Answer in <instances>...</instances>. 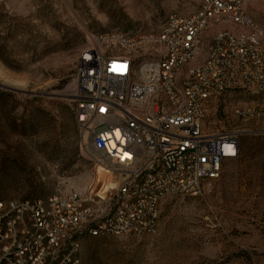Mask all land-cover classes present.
I'll return each mask as SVG.
<instances>
[{"label": "built area", "instance_id": "1", "mask_svg": "<svg viewBox=\"0 0 264 264\" xmlns=\"http://www.w3.org/2000/svg\"><path fill=\"white\" fill-rule=\"evenodd\" d=\"M247 0H202L190 13L172 10L148 36L89 33L70 100L79 145L115 180L96 190L47 198L0 200V264H82L85 236L157 232L168 195H203L224 162L239 154L234 132H208L207 102L232 89L264 96V26ZM218 30L202 61L203 32ZM154 55L138 58L137 46ZM0 75V93L4 90ZM1 110V98H0ZM242 118L264 119L263 103L237 107Z\"/></svg>", "mask_w": 264, "mask_h": 264}, {"label": "rangeland", "instance_id": "2", "mask_svg": "<svg viewBox=\"0 0 264 264\" xmlns=\"http://www.w3.org/2000/svg\"><path fill=\"white\" fill-rule=\"evenodd\" d=\"M202 0H0V200L86 194L113 185L79 145L70 93L89 33L120 31L148 36L172 10L190 13ZM245 9L264 26V0ZM236 29L212 24L203 34L205 57L215 33ZM137 46L138 58L154 55ZM264 96L232 89L209 99L202 121L208 132H234L245 153L224 162L203 195H168L157 232L85 236L82 264H264V119L242 118L237 107Z\"/></svg>", "mask_w": 264, "mask_h": 264}, {"label": "trees", "instance_id": "3", "mask_svg": "<svg viewBox=\"0 0 264 264\" xmlns=\"http://www.w3.org/2000/svg\"><path fill=\"white\" fill-rule=\"evenodd\" d=\"M3 92H1L0 93V98L2 97V94ZM1 107H2V99H1ZM247 146V144L244 142V145L243 146H241V144L239 143V154H238V156L240 155H244V153H245V147Z\"/></svg>", "mask_w": 264, "mask_h": 264}, {"label": "bare ground", "instance_id": "4", "mask_svg": "<svg viewBox=\"0 0 264 264\" xmlns=\"http://www.w3.org/2000/svg\"><path fill=\"white\" fill-rule=\"evenodd\" d=\"M111 186H108V187H106L104 189L98 190L97 192H99L103 196H106L108 194V191H109V189H110Z\"/></svg>", "mask_w": 264, "mask_h": 264}]
</instances>
